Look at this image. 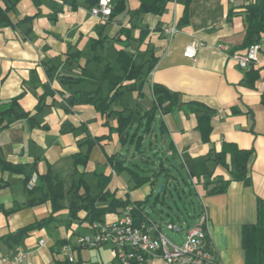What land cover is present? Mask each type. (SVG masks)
Segmentation results:
<instances>
[{"label":"crops","instance_id":"obj_1","mask_svg":"<svg viewBox=\"0 0 264 264\" xmlns=\"http://www.w3.org/2000/svg\"><path fill=\"white\" fill-rule=\"evenodd\" d=\"M251 1L255 0H167L162 15L135 16L140 0H125L130 13L103 24L91 15L87 0H20L12 17L19 23L16 29H0V103L19 98L20 108L30 117L0 130L4 157L24 168L22 174L0 170V257L20 247L31 264H70L61 254L68 245L79 262L120 264L110 246L78 247V237L90 234L91 224L85 209L78 210L77 217L70 211L73 185L81 179L85 186L78 194L96 197L103 174L109 177L107 190L116 199L142 203L146 223L157 224L174 244L184 243L189 227L206 210L211 246L224 264H245L243 228L256 224L258 200L264 201V35L258 63L242 69L233 59L247 51L244 8ZM167 26L179 30L172 40L164 34ZM194 41L204 46L191 60L184 52ZM120 51L134 56L144 72L154 67L143 81L124 83L128 87L111 107L116 113L109 117L90 104L69 106V96L76 99L97 90L99 95L108 93L104 73L108 66L119 69ZM154 85L177 93L178 105L157 112L146 130L137 124L154 105ZM146 97L149 105L142 104ZM134 110L139 113L130 138L122 143L117 130L120 113L127 117ZM204 115L210 118L201 123ZM64 128L69 131L62 132ZM89 139L97 141L87 164L78 165L76 154L88 148L79 144ZM232 146L252 152L251 185L232 182L225 193L205 196L190 171L199 168L211 152L225 150L230 163ZM113 156L149 180L136 185L129 171L114 169L108 160ZM172 160L185 169L186 177L173 174ZM207 167L214 176L229 178L223 166L209 161ZM49 170L60 175L64 184L62 208L55 212L49 196L31 191L24 183L30 177L35 186ZM190 196L192 206L196 199L198 207L182 213L176 198L188 202ZM106 204L97 201L96 206ZM50 217L52 222L29 231L20 241L10 239L20 229ZM119 217L107 213L102 221L115 222ZM169 223L179 230H169ZM152 264L166 263L155 259Z\"/></svg>","mask_w":264,"mask_h":264},{"label":"trees","instance_id":"obj_2","mask_svg":"<svg viewBox=\"0 0 264 264\" xmlns=\"http://www.w3.org/2000/svg\"><path fill=\"white\" fill-rule=\"evenodd\" d=\"M186 1L189 2L190 0ZM19 2L20 0H0V29L6 27L16 29L19 23H14L12 17L16 14V6ZM87 2L89 3L90 8H92L97 5L98 0H87ZM166 2L167 0H140V7L133 13V15L143 16L149 13L162 15L165 10ZM124 12L130 13L125 0H113V12L108 21L114 20L118 15ZM244 16L246 21L244 43L248 50L252 45L259 44L264 35V0L249 2L244 8ZM186 18L187 15L185 14L181 21H185ZM29 19L30 18H25L23 21H29ZM141 36L144 38L146 32L142 31ZM117 63L119 65L118 70L109 68V66L105 70L104 80L108 81L110 87L106 95H99L100 90H97L95 94L90 92L85 96L76 98L77 102L75 101V97L73 98V96H69L67 98L70 102L69 106L72 107L81 103L90 104L101 114L110 117L116 113V111L111 108L112 105L120 100L125 88L128 87L125 86L124 83L130 81L136 82L138 80H140V82L143 81V75H149L154 67V65H151L147 72L142 71V66L137 64L134 56L125 51H120L118 53ZM153 93L155 98L154 105L138 120L137 125L139 128L144 126L146 130H148L151 127L157 112L160 111L166 113L178 105V94L168 90L164 86L154 85ZM136 112L139 113L137 110H134L127 117L123 116V112L120 113L117 130L122 143H126L127 139L130 138V129L135 124ZM12 116L14 117L13 119H11ZM21 117H30V114L22 111L19 106V98L0 103V130L9 127L15 120ZM209 118L210 117L207 115L201 116V123L208 121ZM143 119H146V121L143 122ZM68 131L69 130L65 128L62 130L64 133ZM134 136L135 133H133L132 138H134ZM95 141L97 140L89 139L83 144H79L80 148L82 145H87L88 148L85 152L80 150V152L76 154V164H87L90 149L94 143H96ZM138 143H140V140H138ZM229 153L231 155L230 163L227 162V152L225 150L221 152H211L208 157L204 159L203 164L199 168L190 171L191 177H195L198 182L197 184L203 187L205 196L225 193L232 182H242L245 186L251 185V178L248 173V163L252 156V152L250 150H240L235 146H232ZM108 160L113 165L114 169L119 172H122L124 169L129 171L132 176L131 178L136 185H141L149 180V177L140 176V174L136 172V169L126 167L124 161L116 160V156H113ZM209 161L214 162L216 166H223L228 171L229 178L224 179L222 177L214 176L213 172L207 167ZM133 165L136 167L138 166V164ZM23 169L24 168L21 166L13 165L8 162L0 147V170L22 174ZM109 181V177H106L103 174L100 175L99 189L101 192L98 196L93 198H90L87 192L84 195L78 194L81 186H85L81 179L78 183L74 184L72 187V190L74 191V203L70 207L71 215L77 217V211L85 209L88 213L90 224H93L95 222H103L102 218L107 213H117L121 215L124 209L131 205L133 207L135 223L139 225L146 222L147 215L144 211V205L142 203H135L132 205L129 204L128 201H120L116 199L114 194H111L109 190H107ZM29 182L30 177H26L24 180L26 187ZM63 185L61 176L53 175L51 170H49L45 175L39 177L38 184H35L31 191H43L46 196H49L55 212L62 208L60 202L65 196ZM75 200L77 201L75 202ZM97 201L102 203L105 202L107 204L100 208L96 206ZM52 221V217H50L44 219L35 226L22 228L16 234L10 236V239L18 242L26 236L29 231L44 227ZM242 246L245 253V264H264V201L260 199L258 200L257 206L256 224L247 225L243 228Z\"/></svg>","mask_w":264,"mask_h":264},{"label":"built area","instance_id":"obj_3","mask_svg":"<svg viewBox=\"0 0 264 264\" xmlns=\"http://www.w3.org/2000/svg\"><path fill=\"white\" fill-rule=\"evenodd\" d=\"M234 2V1H233ZM113 12V0H98L97 5L90 9L91 15L100 23H106ZM179 32L176 26H167L164 34L168 39ZM204 43L194 41L185 49L184 56L195 59L198 49ZM222 48V47H221ZM260 43L252 45L245 53L235 54L233 59L242 69H247L251 64L258 63ZM31 181L28 188L34 187ZM209 216L203 210L198 221L189 227L183 244L171 242L154 223L136 224L133 217V207L127 206L115 222H95L91 224V233L78 237L79 248L100 249L104 246L112 248L114 258L120 264H152L155 259H160L166 264H224L220 254L211 246H201V232H208ZM167 228L178 231L173 223ZM45 241L40 242L44 246ZM61 254L66 256L70 264H86L79 262L76 253L65 245ZM0 264H31L27 253L20 247L13 249L8 256L0 257Z\"/></svg>","mask_w":264,"mask_h":264},{"label":"rangeland","instance_id":"obj_4","mask_svg":"<svg viewBox=\"0 0 264 264\" xmlns=\"http://www.w3.org/2000/svg\"><path fill=\"white\" fill-rule=\"evenodd\" d=\"M145 101H146V102H145ZM145 101L142 102L143 105H149V104H150V101H149L148 97H146ZM171 163H172V165H173L172 171H173V174H174V175L178 176L179 178H180L181 176H182V177H186V176H187L185 169L182 168V167L180 166V163L175 162L174 160H172ZM182 194H183V193H181V195H182ZM182 197H183V196H182ZM192 198H194V197H193V196H192V197H191V196L188 197V199H190V200H188V202H187V200H186L187 198H186V199L183 198L182 200L176 198V199H177V204H178V206L181 208L182 213H186L187 210H188L189 212H192L193 207H195V206H196V208L198 207V205H197V203H196V199H193L194 206H192V204H191V200H192ZM176 209H177V208H176ZM182 213L179 211L180 216H182ZM185 215H186V214H185ZM186 217H187V216H186ZM174 218L176 219L175 216H174ZM187 218H188V217H187ZM188 219H189V218H188ZM176 221H177V220H176Z\"/></svg>","mask_w":264,"mask_h":264},{"label":"bare ground","instance_id":"obj_5","mask_svg":"<svg viewBox=\"0 0 264 264\" xmlns=\"http://www.w3.org/2000/svg\"><path fill=\"white\" fill-rule=\"evenodd\" d=\"M201 246H208V232H201Z\"/></svg>","mask_w":264,"mask_h":264},{"label":"water","instance_id":"obj_6","mask_svg":"<svg viewBox=\"0 0 264 264\" xmlns=\"http://www.w3.org/2000/svg\"><path fill=\"white\" fill-rule=\"evenodd\" d=\"M163 189V188H162Z\"/></svg>","mask_w":264,"mask_h":264}]
</instances>
